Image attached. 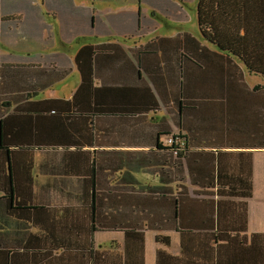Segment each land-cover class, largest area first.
Masks as SVG:
<instances>
[{
	"label": "crops",
	"instance_id": "crops-1",
	"mask_svg": "<svg viewBox=\"0 0 264 264\" xmlns=\"http://www.w3.org/2000/svg\"><path fill=\"white\" fill-rule=\"evenodd\" d=\"M91 2L0 0V264H264V79L204 40L197 14L184 26L198 0ZM95 2L123 8L100 15ZM157 16L173 28L158 34ZM55 33L76 47L55 50ZM26 83L48 86L11 92ZM181 86L207 119L182 125L193 137L173 204L154 195V150L156 129L177 132L167 108ZM100 87L94 119L72 116ZM212 166L245 196L190 183Z\"/></svg>",
	"mask_w": 264,
	"mask_h": 264
},
{
	"label": "trees",
	"instance_id": "trees-1",
	"mask_svg": "<svg viewBox=\"0 0 264 264\" xmlns=\"http://www.w3.org/2000/svg\"><path fill=\"white\" fill-rule=\"evenodd\" d=\"M65 7L66 6H64V8ZM196 14L198 29L204 40L216 46L227 55L238 59L244 71L249 75L264 79V0H198ZM230 30L233 32L227 34ZM156 42H159V40L156 39ZM153 44H155V40L143 47H139L138 54H152L153 51L148 47ZM106 47L108 46L99 45L96 48H98L99 52ZM79 57L78 54L76 60H78ZM185 57L187 58L189 55H185ZM179 73V79L183 85L184 73L181 69ZM53 75L54 73H51L48 77L50 78V76ZM233 78L236 80L238 77ZM230 83H232V87H236L234 82ZM47 86L48 85H42L36 87L30 83H26L21 86L17 85L13 87L12 90L14 91L11 92L16 96L22 94L29 96L41 92ZM182 88L186 91L185 94L188 97H184ZM258 88L259 87L256 86V89ZM180 89L179 98L174 101L173 104H170L172 107L168 105L167 108L169 116L172 114L177 117V125L174 124L177 132L174 133L169 128L166 129L165 132L156 129L154 150L156 173L160 178L159 184H161L155 187L154 195L158 198L156 200H159L167 199V194L169 200H171L173 204H177L181 198L179 195H172L167 192V190L170 189L168 186L178 182L181 175H183V164L186 159L185 157L189 153L191 138L193 137V135L191 136L189 133L185 132L182 125L188 123L195 117L197 126L203 124L207 119L201 114L202 112H199L204 100L201 101V97L194 94L189 88L181 86ZM87 97L84 105L88 107V110H90L89 112L92 113L93 116H89L90 113L82 115L81 109L77 107L74 100L70 102V112H72V116H75V118L86 117L93 120L95 111L99 110V101L101 99H108L109 94L103 87H100L90 91V95ZM155 104L157 106V103ZM154 110H158V107L153 109V111ZM200 116H203L204 121L199 120ZM160 159V164L157 165V161ZM213 169L214 167L212 166L205 168L203 171L205 175L208 174L211 181H206L205 183H195L192 181L190 183L192 185L200 184L202 188H217L218 194L220 195L228 194L230 196L232 194V196H245V194L241 195L244 189L241 185L242 182L239 180H232L230 183L212 181L216 178ZM220 174H222L221 171ZM224 186H226L228 190H226ZM178 210L179 209H174L173 216L175 218Z\"/></svg>",
	"mask_w": 264,
	"mask_h": 264
},
{
	"label": "rangeland",
	"instance_id": "rangeland-1",
	"mask_svg": "<svg viewBox=\"0 0 264 264\" xmlns=\"http://www.w3.org/2000/svg\"><path fill=\"white\" fill-rule=\"evenodd\" d=\"M85 1L89 4H92L91 0H85ZM195 5L196 4L185 5V10H186V12L189 13L190 20L184 26L186 28H188L189 30H194L195 26H196V24H195L196 6ZM93 6H95L98 9L100 15H107V14H112V13L114 14L123 8V6H119L115 3L105 4V2H95ZM157 20L158 21L162 20L161 22H159L160 28H159L158 34H163V33L167 32L168 28H170V27L173 28V26L168 25L169 24L168 20L160 19L159 16H157ZM55 34H56V37H55L56 41H55V47H54L55 50L61 51L63 49H66V50L70 51L71 49L76 47L75 44L67 45V46L63 45L62 43H60L57 33H55ZM75 79L76 78H75V74H74L73 76H71L69 79H67L64 82L62 87H64L65 90H69L70 88H72L75 85V82H76ZM254 79H256V78H254ZM256 80H259V79H256ZM259 81H261V80H259Z\"/></svg>",
	"mask_w": 264,
	"mask_h": 264
}]
</instances>
